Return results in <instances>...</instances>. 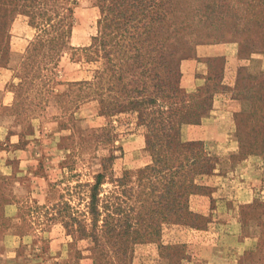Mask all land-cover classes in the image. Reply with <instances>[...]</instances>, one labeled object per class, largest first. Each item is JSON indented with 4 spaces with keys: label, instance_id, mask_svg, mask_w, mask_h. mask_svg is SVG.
I'll list each match as a JSON object with an SVG mask.
<instances>
[{
    "label": "rangeland",
    "instance_id": "rangeland-1",
    "mask_svg": "<svg viewBox=\"0 0 264 264\" xmlns=\"http://www.w3.org/2000/svg\"><path fill=\"white\" fill-rule=\"evenodd\" d=\"M106 4L105 0H78L75 27L79 22L83 26L77 35L73 29L58 51L56 34L40 36L29 17L18 13L14 0H0V70L10 65V51L18 43L15 26L29 25L35 34L19 57L14 80L2 91L4 99L0 91V126L5 128L0 133V162L6 160V167L0 164V264H102L91 251L90 241L77 233L75 222L90 228V187L95 176L103 172V160L124 152L113 169L109 166L101 194L112 212L120 206L124 214L135 204L132 196L138 190V172L152 164L146 129L139 121L142 111L102 115L100 103L92 95L96 86L85 85L100 73L103 85L107 88L110 84L113 66L103 58L104 51L90 48L93 38L99 36L102 7ZM163 5L165 20L140 39L147 40L141 45L165 54L164 60L158 59L150 66L147 88L137 97L150 99L145 106L150 110L166 107L162 86H158L163 83L168 88L180 87L186 64L208 65L209 76L198 83L200 88L210 89L203 95L210 98L216 90H227L222 79L229 54L262 49L264 0H163ZM50 36L54 39L50 44L38 46ZM249 76L257 81H249ZM262 81L264 76L244 70L240 73L241 90L257 88ZM254 105L252 111L257 114ZM251 112L232 116L234 129L244 144L254 141L249 130L255 119ZM187 127L183 125L179 131L185 142ZM257 142L262 145L264 139L259 137ZM204 150L209 155L206 146ZM209 157V174L198 177L202 191L193 195H210V211L194 210L198 214L195 228L191 224L180 228L171 221L163 225L165 244H186L180 258H174L171 264H202L209 250L206 240L214 236L229 244L228 264H264V153L246 155L240 148L244 170H254L253 178L244 176V180L252 181L240 193L239 182L233 178L236 157L224 168L232 176L224 182L226 192L222 193L209 180L220 170V160ZM232 200H236V207ZM234 231L242 240L239 247L235 246ZM156 240L154 237L153 242L129 244L120 260L112 258L110 262L154 264L157 255L168 260Z\"/></svg>",
    "mask_w": 264,
    "mask_h": 264
},
{
    "label": "trees",
    "instance_id": "trees-1",
    "mask_svg": "<svg viewBox=\"0 0 264 264\" xmlns=\"http://www.w3.org/2000/svg\"><path fill=\"white\" fill-rule=\"evenodd\" d=\"M14 1L18 13L29 17L30 25L39 29L40 36L41 33L48 36L56 34L58 42L55 47L59 51L65 46L66 38L75 27L78 0ZM105 1L108 4L102 7L99 36L93 38L90 48L104 51L103 58L113 66L110 84L107 88L103 85L104 76L100 73L93 82H86L85 85L96 86L92 95L99 101L102 115L134 114L142 111L139 121L146 129V146L151 154L152 164L138 172V190L132 196L135 204L124 214L120 206L112 212L108 203L101 199L108 168L112 165L113 169L116 160L122 158L124 152L121 150L122 156L111 155L105 158L103 172L95 176V183L90 187L88 209L91 229L84 227L81 222H75L78 225L77 233L81 239L90 241L91 251L102 264H112V258L120 260L129 244L153 242L154 237L158 239L155 242L159 251H162L171 264L174 258H180L186 244L178 241L165 244L163 225L166 221H171L178 227H186L187 224L194 225L192 228L197 227L195 221L198 220V214L191 209L189 198L202 191L198 177L209 174L212 162L202 142H185L179 131L183 125L200 123L204 114L213 108L218 91H214L207 98L205 93L210 91L209 88L204 90L199 87L189 92L181 85L168 88L162 83L158 88L162 86L164 99L167 100L166 107L154 111L146 108V102L151 100H138L137 97L147 88L146 80L150 79L147 76L152 71L150 66L158 59L164 60L165 54L154 50L150 45L146 48L143 44L147 40L140 39L143 34L149 35L158 23L165 20L163 0ZM53 40L50 36L45 42L40 41L38 46L50 44ZM156 76L159 78L158 74ZM207 81H211V77ZM249 81L255 82L257 78L249 76ZM139 82L141 86L137 87ZM257 86L254 89L241 90V84L238 83L236 88V97L251 99L258 111L257 114L251 112L250 116L255 119L250 124L251 127H248L254 141L244 144L238 135L242 151L251 156H257L258 152L264 153V143L259 145L257 142L259 137L264 139L261 133L264 125V81Z\"/></svg>",
    "mask_w": 264,
    "mask_h": 264
},
{
    "label": "crops",
    "instance_id": "crops-1",
    "mask_svg": "<svg viewBox=\"0 0 264 264\" xmlns=\"http://www.w3.org/2000/svg\"><path fill=\"white\" fill-rule=\"evenodd\" d=\"M82 26L83 24H81V22L77 23V26L74 28V35H77ZM33 31V28L29 25L18 23L15 26L14 37L16 36L18 43H16L10 51V55L12 56L10 65L0 70L1 92H5V85L14 80L15 66L19 61V57L24 55L27 51L29 46L28 42L32 40L35 35ZM242 70H245L250 75L264 76V48L260 52L250 55L240 54L238 52H232L228 55L222 79L223 85L227 89L226 92L216 94L213 101V108L204 114L199 124L190 125L186 130V141L202 142L204 146L207 147L209 155L220 160V170L209 179L214 187L220 189V193L226 192V190H224L226 189V184H224V182L229 181L232 176L229 173L226 174L224 168L226 169L228 163L235 160V157L236 163L234 167L236 166V168L233 178L235 181L239 182L238 187H240V190L238 189V193L241 192V188L247 186L246 184L248 181H252V179L244 180V176L248 177L247 175H249L251 178L254 176V170H250V172L244 170L240 157L241 143L232 123V116L248 114L253 109V101L251 99L244 97L238 98L235 96ZM209 73V67L205 63H188L184 66L181 87L186 91H195L201 85L198 82L203 81L202 79L209 76ZM3 92L2 98L5 96ZM3 129L5 128L0 126V133L4 131ZM125 149L127 151L128 147L125 146ZM5 161L6 160H4V162L1 161L0 164H4L5 166ZM230 168H232V166H230ZM189 201L193 211L206 212L208 209L210 211L212 208V198L210 195H192ZM226 201L227 200H224L223 202ZM231 202L236 204V200H232ZM236 206L237 204L234 207ZM226 227L230 228L229 225ZM236 227H239V224ZM234 234L237 235V243L235 246L239 247V242L242 241L241 238H239V232L234 231ZM214 237L206 240L207 246L209 247V250H207L208 254H204L202 260L199 258L198 261L201 260L200 262L202 264H228L226 249L229 244H227L223 238ZM178 242L180 243L181 241ZM182 243L184 242L182 241ZM153 263L169 264L168 260L162 259L159 255L154 258Z\"/></svg>",
    "mask_w": 264,
    "mask_h": 264
}]
</instances>
